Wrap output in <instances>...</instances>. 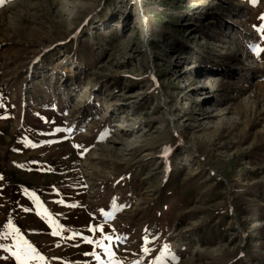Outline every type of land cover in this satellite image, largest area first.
I'll return each mask as SVG.
<instances>
[{"label": "rangeland", "instance_id": "obj_1", "mask_svg": "<svg viewBox=\"0 0 264 264\" xmlns=\"http://www.w3.org/2000/svg\"><path fill=\"white\" fill-rule=\"evenodd\" d=\"M262 16L264 0H5L0 264L21 236L45 258L30 264H109L69 238L99 225L119 264H264Z\"/></svg>", "mask_w": 264, "mask_h": 264}, {"label": "snow or ice", "instance_id": "obj_2", "mask_svg": "<svg viewBox=\"0 0 264 264\" xmlns=\"http://www.w3.org/2000/svg\"><path fill=\"white\" fill-rule=\"evenodd\" d=\"M4 2H5V0H0V5H2ZM253 3H255V0H253ZM261 19L264 20V16H262ZM258 31L261 32L262 34H264V25L259 27ZM253 51L259 57L261 52H264V48H261L257 45V46L253 47ZM56 131H60V129H57ZM32 146H35V145H32ZM76 147H79V145H77ZM32 195H33V198L36 200L37 207L41 208L42 214L47 216L50 224L53 225L55 230L52 232V235L60 236L61 232L63 231L62 226L56 224V222H55V220H53L51 214L48 213V210L43 208V205L40 203L39 198L36 197L34 193ZM60 203H63V201H60ZM72 206H75V205H72ZM101 212H102V215L105 216L106 220H110L113 218V215H114L113 212L104 213L103 210H101ZM7 227L11 230L9 234H11V232H18V230L14 228V226L11 224V222H9ZM88 230L90 232H93L94 234L96 232H100L101 238L93 240L92 238L84 237L79 233H73L72 236H70L69 238L74 239L77 236H80V238L84 242H86L88 244H92V245H94V247L101 248L103 250L104 254L109 257V264H119V262L114 259L116 254L114 251H112V247H111L113 237L104 233L103 225H99L96 227H90ZM2 238H6V236L0 237V239H2ZM116 239L119 240L121 238L117 237ZM105 241H108V243L105 244ZM147 243H148V240L145 239V244H147ZM0 247H3V245H0ZM15 248H16V251H12L11 249H8V248H6L5 250L11 252L12 257L15 258L17 264H30V262L34 261V260H39V261L45 260V258L37 251V249L30 242H28L26 239H23L22 236L16 240ZM142 250L145 253H148L150 251V249H148L147 247H144ZM91 255L95 257L98 264H104V262L101 261V257L97 252L93 251L91 253ZM136 264H139V262H136Z\"/></svg>", "mask_w": 264, "mask_h": 264}, {"label": "bare ground", "instance_id": "obj_3", "mask_svg": "<svg viewBox=\"0 0 264 264\" xmlns=\"http://www.w3.org/2000/svg\"><path fill=\"white\" fill-rule=\"evenodd\" d=\"M208 88H210V84H208V85H206V86H203V87H201V89H208Z\"/></svg>", "mask_w": 264, "mask_h": 264}]
</instances>
